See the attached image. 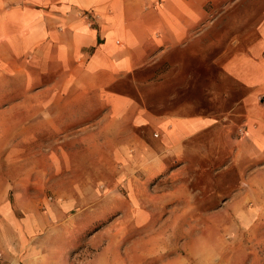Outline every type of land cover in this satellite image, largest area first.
I'll list each match as a JSON object with an SVG mask.
<instances>
[{
	"label": "rangeland",
	"instance_id": "rangeland-1",
	"mask_svg": "<svg viewBox=\"0 0 264 264\" xmlns=\"http://www.w3.org/2000/svg\"><path fill=\"white\" fill-rule=\"evenodd\" d=\"M263 24L264 0H222L195 40L137 72L130 88L119 80L118 91L155 115L216 119L192 138L181 162L167 158L175 175L149 177L145 152L122 151L128 125L107 131L102 120L75 119L103 112L97 96L63 121V92L53 90L51 105L29 106L33 118L4 122L15 128L3 144L21 146L0 153V209L9 203L30 212L37 256L57 247L58 257L64 243L67 257L85 264H264V142L254 147L246 123L248 100L264 118V87L252 92L223 68L247 53ZM132 131L156 136L155 129Z\"/></svg>",
	"mask_w": 264,
	"mask_h": 264
},
{
	"label": "crops",
	"instance_id": "crops-1",
	"mask_svg": "<svg viewBox=\"0 0 264 264\" xmlns=\"http://www.w3.org/2000/svg\"><path fill=\"white\" fill-rule=\"evenodd\" d=\"M220 1L0 0V153L16 152L21 146L16 142L4 148L3 138L14 136L15 128L11 126V132L6 133L9 126L4 122L33 118L29 106L51 105L54 90L63 92V121L73 119L74 105L82 111L88 98L97 96L103 112L97 117L84 118L81 114L75 119L102 120L105 124L101 128L107 131L115 123L128 125L131 130L123 134L127 139L122 151L131 153L132 148H138L145 152L149 177L175 175L178 167L171 168L167 158L175 165L181 162L192 138L212 127L216 119L205 112L155 115L116 86L125 78L129 88L132 82L139 83L137 72L195 40L210 22L212 5ZM223 68L252 92L264 87V24L247 53L234 54ZM8 88L12 89L11 96L5 95ZM248 103V137L259 148L264 142V118L260 108ZM133 126L155 129L156 136L138 138ZM167 170L170 173L164 175ZM163 196L168 197L166 193ZM31 217L29 211L21 215L3 203L0 264H85L67 257L64 243L58 257L54 256L57 247L43 257L37 256L39 247L28 239L35 229ZM86 264L106 263L97 258Z\"/></svg>",
	"mask_w": 264,
	"mask_h": 264
}]
</instances>
